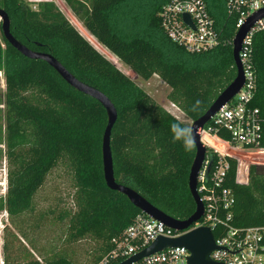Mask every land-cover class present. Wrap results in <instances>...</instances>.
Here are the masks:
<instances>
[{
  "label": "trees",
  "instance_id": "1",
  "mask_svg": "<svg viewBox=\"0 0 264 264\" xmlns=\"http://www.w3.org/2000/svg\"><path fill=\"white\" fill-rule=\"evenodd\" d=\"M63 1L94 37L87 33L90 42L103 51L107 48L142 80L157 75L169 87V103L165 99L162 103L175 115L177 107L186 118L196 120L235 77L230 45L191 54L167 37L158 13L168 0ZM204 1L221 38H230L234 26L226 15L225 0ZM0 8L7 13L10 32L17 40L34 51L50 53L74 77L113 103L117 118L110 148L116 182L135 190L175 220L190 217L195 205L187 178L195 148L185 151L181 143L173 142L170 126L180 120L97 51L54 2L43 1L32 9L22 0H0ZM1 37L5 87L0 100L4 123L0 145L5 148L8 170L0 211L5 210L13 224L30 213L47 174L63 164L74 189L75 210L62 211L58 218L67 220V241L87 235L97 240L96 260L108 249V241L140 212L103 179L105 110L68 85L46 62L23 56L2 32ZM252 62L253 103L260 106L264 100V30L253 35ZM196 101L200 103L193 111ZM212 157L215 161V154ZM227 162L224 186L234 199L229 223L264 226V166L251 165L247 184H238L234 179L236 161L227 158ZM3 249L6 254L8 246L4 244ZM45 259L49 264H72L67 254Z\"/></svg>",
  "mask_w": 264,
  "mask_h": 264
},
{
  "label": "built area",
  "instance_id": "2",
  "mask_svg": "<svg viewBox=\"0 0 264 264\" xmlns=\"http://www.w3.org/2000/svg\"><path fill=\"white\" fill-rule=\"evenodd\" d=\"M225 10L234 26L228 39L221 38L204 0H168L158 16L162 30L173 43L188 53L200 54L221 44H228L232 49L236 32L250 17L264 10V0H225ZM183 14L189 16L192 25L183 20ZM261 30H264V16L252 24L241 41L238 58L244 75L243 86L199 131V140L206 148L196 178V192L203 205L200 219L187 229L176 231L140 211L108 241V249L98 259L85 264H122L160 237L176 238L197 227H208L212 232L214 249L209 258L214 264H264V226L230 224L229 208L234 199L231 190L224 186L229 168L227 158L236 161L234 179L238 184H247L251 165L264 166V100L260 106L253 103L256 83L252 62L253 35ZM209 157L212 164L207 171ZM3 186L6 191V178ZM1 239L0 229V264H49L34 251L23 258L9 260ZM189 255L185 247L170 246L127 264H187Z\"/></svg>",
  "mask_w": 264,
  "mask_h": 264
},
{
  "label": "rangeland",
  "instance_id": "3",
  "mask_svg": "<svg viewBox=\"0 0 264 264\" xmlns=\"http://www.w3.org/2000/svg\"><path fill=\"white\" fill-rule=\"evenodd\" d=\"M32 9L37 8V4L43 1H52L73 25V27L105 58L115 64V66L128 76L138 87L149 94L164 109L176 117L178 120L191 125L192 121L176 107L177 115L173 114L172 108H167L163 102L169 101L166 96L169 87L157 76L153 75L144 81L116 58L107 48L99 49L94 43L88 39V31L77 18L74 13L63 0H22ZM68 7V8H67ZM80 26V27H79ZM81 28H84L83 31ZM93 37V36H92ZM94 38V37H93ZM4 51V43L0 31V53ZM3 69L0 64V100L4 92ZM174 109V110H176ZM171 110V112H170ZM3 106L0 101V117L2 115ZM174 112V111H173ZM176 112V111H175ZM4 123L0 119V128L3 129ZM0 197L5 195L3 183L6 178L8 163L4 156V146L0 145ZM4 191V192H3ZM74 189L69 180L68 172L63 164L59 163L46 176L43 184L38 188L33 199V210L14 220V224L10 221L8 215L2 210L0 211V229L2 244L8 246L6 255L9 260H17L29 255V251L45 258H50L55 254H67L73 264L89 263L96 254L97 240L91 236L78 238L76 240L67 241L69 236L67 228V220L58 218L62 211L75 210L73 200Z\"/></svg>",
  "mask_w": 264,
  "mask_h": 264
},
{
  "label": "water",
  "instance_id": "4",
  "mask_svg": "<svg viewBox=\"0 0 264 264\" xmlns=\"http://www.w3.org/2000/svg\"><path fill=\"white\" fill-rule=\"evenodd\" d=\"M264 16V10L259 11L248 19V21L236 32L233 44H232V59L235 67V77L233 80L219 93L214 99L208 109L196 120L192 121L190 127H193L194 132L198 130V134L195 135V153L192 163L189 168L187 183L190 195L193 199L195 209L194 212L185 220H175L149 203L143 196L138 194L135 190L128 186L117 183L113 174V161L110 148V136L112 127L117 118L116 108L110 99L104 95L98 89L78 80L72 75L53 55L46 52L34 51L17 40L10 32V19L7 13L0 8V27L3 38L11 44L20 54L29 59H39L46 62L51 68H53L58 75L72 88L77 91L88 95L89 97L98 101L104 108L107 123L105 125L102 138H101V158H102V171L103 179L106 186L119 193L125 195L128 201L137 209L149 215L150 217L162 221L169 228L182 231L192 225V223L198 221L203 214V205L196 192V178L198 172L202 166L206 155V148L199 140V131L209 122L211 117L222 106H224L233 96L240 90L244 83V75L242 66L238 58V52L240 50L241 41L252 24L259 18ZM183 20L191 24V20L187 14H183ZM209 163L207 171L209 170L212 159L209 157ZM170 246H182L185 247L190 255L187 258V264H214L209 254L214 249L213 235L208 227H197L179 237L176 238H163L160 237L155 240L148 248L127 260L122 264H127L132 260L140 258L141 256L148 255L150 253L159 251L165 247Z\"/></svg>",
  "mask_w": 264,
  "mask_h": 264
},
{
  "label": "clouds",
  "instance_id": "5",
  "mask_svg": "<svg viewBox=\"0 0 264 264\" xmlns=\"http://www.w3.org/2000/svg\"><path fill=\"white\" fill-rule=\"evenodd\" d=\"M200 101H196V105L193 107L195 111L199 106ZM173 142H179L183 146L185 151H191L195 145V135L198 134V130L194 132L193 127L185 125L182 121L173 122L170 126Z\"/></svg>",
  "mask_w": 264,
  "mask_h": 264
},
{
  "label": "crops",
  "instance_id": "6",
  "mask_svg": "<svg viewBox=\"0 0 264 264\" xmlns=\"http://www.w3.org/2000/svg\"><path fill=\"white\" fill-rule=\"evenodd\" d=\"M68 8V7H67ZM70 10V9H69ZM71 11V10H70ZM71 13H72V11H71ZM89 33V32H88ZM90 34V33H89ZM91 35V34H90ZM92 36V35H91Z\"/></svg>",
  "mask_w": 264,
  "mask_h": 264
}]
</instances>
